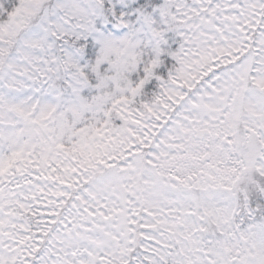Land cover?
<instances>
[{"label":"snow or ice","instance_id":"obj_1","mask_svg":"<svg viewBox=\"0 0 264 264\" xmlns=\"http://www.w3.org/2000/svg\"><path fill=\"white\" fill-rule=\"evenodd\" d=\"M0 264H264V0H0Z\"/></svg>","mask_w":264,"mask_h":264}]
</instances>
